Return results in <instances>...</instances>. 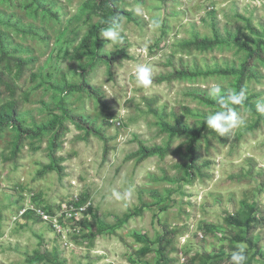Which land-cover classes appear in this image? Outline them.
<instances>
[{
	"label": "rangeland",
	"instance_id": "rangeland-1",
	"mask_svg": "<svg viewBox=\"0 0 264 264\" xmlns=\"http://www.w3.org/2000/svg\"><path fill=\"white\" fill-rule=\"evenodd\" d=\"M36 3L47 5L50 12ZM89 5L87 0H0V57L25 63L1 68L14 86V97L0 86V109L16 100L24 127L45 126L57 115L67 128L54 155L48 150L50 135L43 134L40 140L24 141L14 159L13 133L5 129L1 134L0 264H211L205 255L227 248L231 234L244 236L245 208L264 213V122L251 129L257 115L241 106L236 110L245 121L242 126L225 136L201 132L195 148L198 173L188 167V136L168 141L160 125L194 131L204 125L212 131L204 121L218 109L192 95L213 99L208 95L213 82L231 94L235 77L155 80L180 67L202 73L237 69L244 52L230 40L252 37L244 20L264 32V0L117 2L135 22L121 20L123 44L105 48L106 41L99 50L102 55L128 56L115 67L113 80L100 63L89 74L82 73L91 58L80 56L81 41L100 21L90 14ZM212 25L222 41L219 46L206 51L186 46L195 37L211 39ZM137 64L153 69L147 89L136 83ZM251 71L256 79L245 82V94L256 107L264 100V64L256 62ZM83 77L100 93L101 102L52 88L78 84ZM62 108L103 131L110 148L104 158L102 141L85 138ZM258 114L264 117V111ZM105 117L110 118L108 126L103 125ZM167 144L170 152L162 159L155 156L137 166L134 159L125 160L139 145ZM81 195L84 200L78 201ZM30 206L48 221L18 216ZM236 213L238 223L230 226L225 218ZM54 217L55 229L49 221ZM204 225L210 227L207 235ZM163 227L171 233L169 245L159 240ZM252 237L259 241L262 256L247 248L246 264H264V227H256ZM240 244L245 243L231 246Z\"/></svg>",
	"mask_w": 264,
	"mask_h": 264
},
{
	"label": "trees",
	"instance_id": "trees-1",
	"mask_svg": "<svg viewBox=\"0 0 264 264\" xmlns=\"http://www.w3.org/2000/svg\"><path fill=\"white\" fill-rule=\"evenodd\" d=\"M37 2V0H33ZM90 4V14L95 15L99 18V23L91 28L88 35L85 36L81 41V48L82 52L80 53L81 57L88 56L91 58V61L86 64L82 68V73L87 75L91 72L92 68L97 64H103L107 68L108 77L113 80L114 79V69L117 65H119L122 60L127 59L128 56L125 53H118L116 55H102L99 54V50L102 44L106 41L99 38V33L101 29L108 27L113 20H118L119 24L121 20L125 19L127 22H135V19L132 18L131 13L126 11H122L118 9L117 2L128 3L131 0H87ZM165 2L166 0H161ZM39 9H42L44 12L49 13V7L47 5H42L36 3ZM54 16V14H51ZM246 23V28L249 34L252 37L246 38L244 41L239 42L238 40H230L231 44L236 47L237 51L244 52V58L237 69L234 68H226L220 70H214L212 72H205L202 73L200 71H193L190 72L188 69L184 67H180L178 70L173 69L172 72L166 76L158 77L155 82L161 83L171 82L176 79H183V78H196L199 76H206L209 74L220 75V76H231L235 77L234 81V91H239L243 89L246 93L245 89V82L249 79H256V77L252 73V68L254 67L256 62H260L264 64V32H258L248 20H244ZM212 30V38H197L195 37L193 41L186 44L188 48H193L199 51H206L211 50L217 46H219L222 41L219 39L217 30L214 25L211 26ZM3 54L0 57V86L5 92H8L9 96L14 97L13 92V84L11 80L6 76V74L1 70L3 65L6 63L8 67L12 66V64H17L19 67L23 66L25 63L22 62L20 59L17 58H6ZM53 89L59 91L61 94H73V93H83L88 97H91L99 102H101L102 97L100 93L91 85L87 83L85 78L83 77L78 84H64L63 87L59 88L56 86L52 87ZM233 91V92H234ZM2 93L0 92V98H2ZM225 96L229 95L224 93ZM195 99L206 106L215 107L218 110L220 106L215 102L214 99H210L205 97L204 94H195L192 95ZM148 106L153 109L152 103L149 101H145ZM62 104V103H61ZM241 106L247 107L252 111L253 114L257 115V119L250 128L255 129L259 126V122H264V117L258 114L256 107L249 103V97H246L244 102L239 105L235 106L236 109H239ZM63 116L67 118L68 122L74 126V128L78 131H82L84 137L87 138L90 135L98 138L103 143V158L107 155L108 151L110 150L109 146L107 145L108 139L105 137L103 131L96 129L92 123H89L84 117L72 115L69 111L62 108ZM110 118L105 117L103 119V125L108 126V121ZM5 129L11 130L13 133L12 142L10 144L11 147V155L12 159L16 157L19 153V150L26 140H40L43 134H49V141H48V150L52 155H54L58 149L60 148V139L64 136L67 131V128L62 123V120L59 116L53 115L52 118L48 121L45 126H36L33 129L27 128L23 126V122L21 121L19 114H18V107L17 101L13 100L12 103L7 104L5 107L0 109V137L1 134L4 132ZM160 131L162 133L167 134L168 141H171L174 137L178 135H185L188 136V144L185 147V154L188 160V167L192 170H196L199 173V167L194 166L195 162V148L197 147V143L199 141V136L201 132L205 134H212L213 131H209L205 129L203 125L199 130H192L189 129L187 126L181 127H171L164 123L160 125ZM170 152L169 144L166 145L164 148L160 147H151L146 148L142 145H139L138 149L130 153L126 157V161L133 160L135 166L141 164L145 160L152 158V157H159L164 158L166 154ZM61 168L58 170L60 171ZM190 182V181H189ZM78 201H83L84 197L81 195L78 198ZM20 209V208H19ZM246 213L248 214L246 221L244 222V229L245 234L244 236L240 237L239 234H231L229 238L230 245L226 248H221L217 254H213L212 257L209 255H205L206 259L210 261L211 264H229L230 255L231 253L236 250V247H232V244L236 243H245L249 250H252L254 256H262L261 247L259 245V241H256L252 237V232L255 230L256 227H264V213L260 212L257 208L247 207ZM51 213V212H48ZM84 213H89V209L85 210ZM24 219H32L35 222H38L40 219L35 215L34 212L28 210L22 216ZM239 216L238 213L234 215L227 216L225 221L230 226H234L238 223ZM210 230L208 225L202 226L203 232L205 234H209ZM162 236L159 238L160 242H166L165 245H169L168 236L171 234L170 231L163 227ZM165 239V240H164ZM197 239V238H196ZM49 261V256H44ZM160 258H163L161 255ZM186 264H191L187 261Z\"/></svg>",
	"mask_w": 264,
	"mask_h": 264
},
{
	"label": "clouds",
	"instance_id": "clouds-1",
	"mask_svg": "<svg viewBox=\"0 0 264 264\" xmlns=\"http://www.w3.org/2000/svg\"><path fill=\"white\" fill-rule=\"evenodd\" d=\"M100 37L108 42L105 44V48L110 45L123 44L124 37L121 34L119 21L113 20L108 27L101 29ZM152 76L153 69L150 65L137 64L135 66V79L139 86L145 89L149 88L153 83ZM208 95L215 100L221 110L212 112L206 116L204 123L207 128L220 136H225L230 133L232 129L240 127L245 123L235 107L241 105L246 99V94L243 89L234 91L225 96L222 85L213 82L208 85ZM256 107L258 111H264V100L258 101ZM113 195L117 199L120 198L119 193H113ZM128 195H131L130 189ZM246 249V244H240L236 250L231 253L229 264H246L248 259Z\"/></svg>",
	"mask_w": 264,
	"mask_h": 264
},
{
	"label": "built area",
	"instance_id": "built-area-1",
	"mask_svg": "<svg viewBox=\"0 0 264 264\" xmlns=\"http://www.w3.org/2000/svg\"><path fill=\"white\" fill-rule=\"evenodd\" d=\"M32 211L35 213L36 216H39V218H41L43 221H48V217L46 215H44L43 213H41V211L37 210V209H33L31 206L30 207H24L19 213H18V216L21 217L26 211ZM67 212H62V214H66ZM54 220V221H53ZM49 221L51 222L52 224V227L55 229L57 226V220L56 218L54 217L52 220L49 219Z\"/></svg>",
	"mask_w": 264,
	"mask_h": 264
}]
</instances>
